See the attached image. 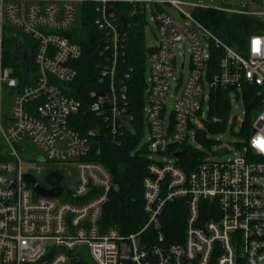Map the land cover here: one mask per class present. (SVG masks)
<instances>
[{"label":"built area","instance_id":"2783aa9c","mask_svg":"<svg viewBox=\"0 0 264 264\" xmlns=\"http://www.w3.org/2000/svg\"><path fill=\"white\" fill-rule=\"evenodd\" d=\"M86 2L94 3V24L103 35L97 76L101 89L90 92L89 109L102 118L113 142L133 119L124 82L128 75L118 71L127 31L113 6L129 4L130 14H144L148 7L157 24V43L146 58L149 76L142 108L149 131V162L142 179L146 221L129 234L101 222L116 184L108 169L91 159L97 129L80 133L71 122L80 103L67 89L77 76L74 63L82 48L68 33ZM166 4L180 17L170 15ZM182 4L0 0V264H67L80 257L78 248L87 251L92 264H258L264 253V147L259 146L264 145V28L249 35L240 54L184 12ZM217 10L264 24V0H247L244 9ZM213 49L220 51L216 62ZM22 54L29 58L26 71L19 61ZM187 65L182 81L179 73ZM244 87H255L262 103L250 120L249 135H241L239 155L226 161L205 156L190 171L180 167L183 155L175 159L172 154L187 145L191 117L201 112L204 90L208 99L216 89L242 99ZM216 121L213 117L209 123ZM47 163L57 168H47ZM63 168L74 174L66 183ZM51 170L62 174V192L56 197L36 194L24 175L49 189L40 177L44 180ZM173 202L183 203L186 216L182 240L168 243L160 216Z\"/></svg>","mask_w":264,"mask_h":264},{"label":"trees","instance_id":"16d2710c","mask_svg":"<svg viewBox=\"0 0 264 264\" xmlns=\"http://www.w3.org/2000/svg\"><path fill=\"white\" fill-rule=\"evenodd\" d=\"M113 8L127 31L118 71L122 75H128L124 78V82L127 85L128 113L133 117L130 127L123 130L119 141L113 142L106 133L102 118L89 109L92 101L90 92L101 89L97 76L99 64L102 62L100 50L103 35L94 24L96 17L94 3L86 2L80 5L76 24L68 33L70 40L81 46L82 54L74 63L77 76L69 84L67 94L80 103L79 110L72 116V126L80 133L87 129H97L98 134L94 139L91 159L102 163L118 186L117 191L110 192L104 206L102 225L116 227L122 233L129 234L140 229L146 221L143 211L142 179L146 175L149 158L145 155L144 147L140 150L136 148L143 129L145 67L146 58L151 49H147L144 42L146 25L144 14L140 11L130 14V6L125 3H116ZM192 15L221 41L238 51L243 49L253 31L264 28V24L258 18L228 13L215 8L196 7ZM245 20L249 22V30L246 33L242 24ZM218 57H220V51L213 49V61L216 62ZM229 93L230 90L222 89H216L210 93L208 115L218 119L214 123H209L213 128L223 126L227 118L230 109ZM242 102L245 120L241 125L240 135L248 136L250 120L260 108L262 98L255 87H244ZM1 148L0 145V151ZM182 149L184 154L178 164L186 171L194 169L206 156L202 150L187 145H183ZM185 216L184 205L180 202H173L163 210L160 216V231L165 242L175 243L182 240ZM67 264H88V262L78 257Z\"/></svg>","mask_w":264,"mask_h":264},{"label":"rangeland","instance_id":"374dc122","mask_svg":"<svg viewBox=\"0 0 264 264\" xmlns=\"http://www.w3.org/2000/svg\"><path fill=\"white\" fill-rule=\"evenodd\" d=\"M184 4L181 5V8L184 12L192 15L195 12L196 7L203 8H226V9H244V4L247 0H181ZM164 9L175 18L180 17V14L175 10L172 6L166 4ZM145 21L146 25L144 28V42L147 49L153 47L157 43V24L153 19V15L150 9L147 7L145 9ZM193 16V15H192ZM244 31L248 32L249 22L246 20L243 21ZM236 50V49H235ZM238 51V50H236ZM240 54H243V49L238 51ZM188 65L179 73L182 81L188 76ZM149 71L148 65L146 62L145 67V82L148 81ZM175 83L171 84L170 93H173ZM207 89L204 90L205 100L201 105V112L196 116L191 117L192 127L189 131V138L187 140V146L193 147L199 150H202L206 153V156L209 160L212 161H226L232 159L233 157L239 155V145L242 141V137L240 135L241 125L245 120V109L243 106V102L241 97H235V94L229 93V101H230V109L227 114V118L220 128H213L209 125V120L212 117L208 115L209 109V99L207 96ZM172 105V98L167 100L168 114L170 112ZM196 134H198L196 136ZM203 136V138H202ZM149 141V131L148 128L143 122V129L140 135L138 145L136 150H140L144 147L146 149V145ZM206 142L210 144L207 145ZM34 152L39 153L40 150L36 147H32ZM171 157V156H170ZM166 156V159L170 158ZM153 158L159 160L162 155H153ZM33 165V163H32ZM47 168H57L56 165H52L50 163L45 164ZM64 171V179L63 183L68 181V177L71 179L74 177L73 172H69L66 168L62 169ZM67 172V174H66ZM68 175V176H67ZM43 185L48 187V185L44 182L43 177H40ZM77 251L80 254V258L84 259L88 264H92L89 254L83 248H78Z\"/></svg>","mask_w":264,"mask_h":264},{"label":"water","instance_id":"95a60500","mask_svg":"<svg viewBox=\"0 0 264 264\" xmlns=\"http://www.w3.org/2000/svg\"><path fill=\"white\" fill-rule=\"evenodd\" d=\"M203 38L206 39V36L204 35ZM15 46H16L17 49H19V46H20L19 41H16V42H15ZM180 49H181V52H182V60H181V63H182V65H183V63H184V51H183V45H182V44H180ZM19 61H20V63H21V67H22V69L26 71V70H27V67H28V65H29V58H28L26 55L22 54V55L20 56V58H19ZM99 95L102 96L103 93H100ZM105 104H106V103H105ZM122 121H123L122 123H123V125H124L125 127H127V126L129 125V122L124 121V120H122ZM182 155H183V151H182V150L175 151V152L172 154V156H173L175 159H179V158H181ZM38 160L41 161L40 158H39ZM24 178H25V180H26L27 182H30V183H31V185H32V189H33V191H34L36 194H40V195H43V196H49V197H56V196H58V195L62 192V190H63L62 186L58 185V184L61 182V180H62V174H61L60 172H58V171H55V170H51V171H49V172L45 175V177H44V181H45V183L48 184V185H51V188H49V189H46V188L42 187V186L40 185L39 180L36 179V178H34V177H32V176L29 175V174H25V175H24ZM113 190H114V191H117V190H118V186L115 185L114 188H113ZM258 264H264V253H262V254L260 255V258H259Z\"/></svg>","mask_w":264,"mask_h":264},{"label":"snow or ice","instance_id":"6c2138e0","mask_svg":"<svg viewBox=\"0 0 264 264\" xmlns=\"http://www.w3.org/2000/svg\"><path fill=\"white\" fill-rule=\"evenodd\" d=\"M254 43H258V42H254ZM259 146L264 147V145H259Z\"/></svg>","mask_w":264,"mask_h":264}]
</instances>
